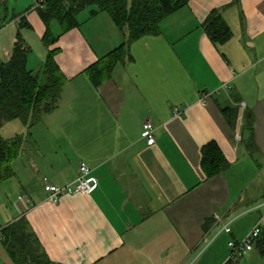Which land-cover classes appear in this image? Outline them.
<instances>
[{
	"label": "crops",
	"instance_id": "crops-1",
	"mask_svg": "<svg viewBox=\"0 0 264 264\" xmlns=\"http://www.w3.org/2000/svg\"><path fill=\"white\" fill-rule=\"evenodd\" d=\"M36 1L20 15L30 28H21L20 18L12 22L24 42L43 45ZM214 12L232 32L225 44L206 32ZM54 25L56 43L43 45L47 54L36 70L28 56V69L42 77L48 52L58 50L68 83L58 108L30 126L14 176L3 183L13 200L0 204V264H14L1 232L20 221L53 264H197L208 254L225 264L229 242L245 238L264 216L240 224L264 206V194L246 198L264 177V0H190L162 22L158 36L133 43L132 60L117 64L99 88L86 70L127 33L102 12L67 34L56 35ZM205 93L211 97L203 106ZM227 108L236 114L233 126L222 113ZM146 122L155 128L152 146ZM210 143L228 167L208 179L202 149ZM81 164L97 189L50 203L44 179L71 185Z\"/></svg>",
	"mask_w": 264,
	"mask_h": 264
},
{
	"label": "trees",
	"instance_id": "trees-1",
	"mask_svg": "<svg viewBox=\"0 0 264 264\" xmlns=\"http://www.w3.org/2000/svg\"><path fill=\"white\" fill-rule=\"evenodd\" d=\"M189 2L190 0H37L36 11L46 27L42 43L47 49L57 41L52 31L53 24H57L62 33L67 34L80 26L79 17L87 10L90 18L101 12L108 14L116 27L122 33H127L126 41L118 49L86 70L91 84L99 88L112 78L117 64L124 63L127 59L132 60L130 47L133 43L146 36H158L162 22L186 7ZM1 8L7 10V0H0ZM18 18L20 15H14L11 21ZM20 20L21 28H30L24 18ZM205 28L215 44H225L232 37V32L218 13L211 14ZM58 52L50 50L42 77L34 75L28 69L29 51L24 47L22 35L18 33L8 61L0 65V131L5 123L16 120L32 126L44 115L58 108L68 83L56 62ZM222 113L233 126L236 117L234 110L227 108ZM25 139L17 136L5 140L0 136V184L13 178V164L20 155ZM202 165L208 179L228 167L215 143L202 149ZM1 234L14 264H53L41 253L40 244L28 231L26 222L9 225ZM262 235L255 247L264 250Z\"/></svg>",
	"mask_w": 264,
	"mask_h": 264
},
{
	"label": "rangeland",
	"instance_id": "rangeland-1",
	"mask_svg": "<svg viewBox=\"0 0 264 264\" xmlns=\"http://www.w3.org/2000/svg\"><path fill=\"white\" fill-rule=\"evenodd\" d=\"M35 0H10L7 4V10L4 8L0 9V64L6 60H8L10 53L12 52V48L16 41V37L19 33V28L16 23L12 22L11 19L14 15H21L30 6L33 4ZM89 10L84 11L79 19L82 20L84 18L88 19ZM59 27L54 25V33L56 35L59 34ZM27 35L31 36L27 31H24V38ZM25 44H28L29 49V60L30 65L29 68L32 70H36L39 66L42 65V62L45 61V53L47 50L41 44V42L35 41L31 39V41H25ZM43 51V52H42ZM47 54V53H46ZM40 70V69H39ZM30 133V126L25 125L20 120H16L13 122L5 123L0 131V136L5 139H12L18 135L23 137H28ZM8 186L5 184L0 185V204L2 202H7L8 207L11 206L13 200V190L8 191ZM248 191V193H247ZM246 191V198H252V196H256L257 198L260 195L264 194V177L260 179L258 182L252 183ZM255 205V204H254ZM257 206V204H256ZM251 212V213H250ZM240 220V224L247 225L249 221L253 220L258 214L264 213V207L256 209L255 207ZM253 212V213H252ZM223 231V230H222ZM226 237L221 238V242L226 241ZM226 246L223 244V248ZM264 250H261L257 247L254 248L253 252H251L240 264H264ZM197 264H215L212 255L208 254L203 257L201 260L197 262Z\"/></svg>",
	"mask_w": 264,
	"mask_h": 264
},
{
	"label": "built area",
	"instance_id": "built-area-1",
	"mask_svg": "<svg viewBox=\"0 0 264 264\" xmlns=\"http://www.w3.org/2000/svg\"><path fill=\"white\" fill-rule=\"evenodd\" d=\"M211 94L205 93L201 95L200 104L206 106ZM145 138L148 145L152 146L156 143L155 128L151 122L143 125ZM77 180L66 187H57L44 179V192L47 194L48 200L53 205H58L65 196L86 195L97 189V179L92 176V170L86 164L79 166ZM264 206H262L263 208ZM264 226V216L257 223L249 234L240 241H231L228 244L229 255L225 264H240L251 252H253L257 242L259 241ZM223 230L228 231L226 228Z\"/></svg>",
	"mask_w": 264,
	"mask_h": 264
}]
</instances>
